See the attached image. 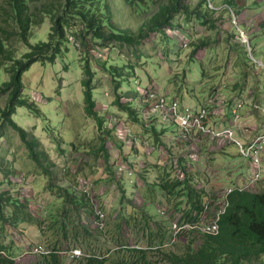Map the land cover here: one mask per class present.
<instances>
[{
    "label": "trees",
    "instance_id": "1",
    "mask_svg": "<svg viewBox=\"0 0 264 264\" xmlns=\"http://www.w3.org/2000/svg\"><path fill=\"white\" fill-rule=\"evenodd\" d=\"M214 1L0 0V73L7 77L6 81L0 83V264H17V258L24 254L27 231L39 234L42 244L36 246H46L52 250V253L44 256V264H67L60 261L58 252H64L66 261L71 264H264V189L254 193H232L228 197L226 212L219 220L217 235L200 234L195 230L172 243L170 227L175 215L183 213L185 219H191L195 214L198 215L197 220H202L205 206L217 188L208 192L205 185L197 187L198 170L187 172L185 180L180 182L169 165L143 164L144 167H139L145 152L142 153L137 145L146 150L144 147L149 144L153 147L152 152L169 151L170 156L175 155L164 138L168 130L165 131L162 122H167V117L152 114L145 118L134 106L138 104L140 108L142 103L141 107L145 109L149 105L146 100L152 95L149 90L142 99L141 92L147 87L138 76L142 73L147 76L148 82L152 81L145 67H159L155 55L162 50L160 58L163 59V55L168 57L172 42L179 41L184 49L180 39L173 34L183 30L182 23L185 22L190 26L196 23L204 31L203 35L195 36L189 45H185L191 51L190 61L199 62L195 56L202 49H220L222 37L217 24L222 14L229 10L217 12L216 8L224 5L239 16L247 9L246 3L250 0H242V4H238L237 0ZM261 1V6H264V0ZM211 3L212 8L209 6ZM47 23L48 28L42 32V26ZM258 27L263 33L264 23ZM244 29L246 38L254 40L253 27ZM239 30L240 26L237 30L234 26L226 29L231 38L239 36ZM208 33L213 35L207 36ZM74 39L81 43L86 57H81L72 49ZM239 46L235 43L227 51V56L230 51L235 52L238 58L236 67L240 70L238 82L230 85L228 90L238 92L237 98L240 99L254 89L260 98L263 80L261 82L259 79L257 87L249 84L248 78L254 77L252 72L256 73L255 67L247 63L248 50L245 46ZM250 50L252 53L251 46ZM127 52L133 57H127ZM245 56L247 59H244ZM200 65L201 78L207 79V82L225 70L221 66L207 73L205 67ZM247 66L251 73L246 70ZM57 67L81 75L83 113L93 120L96 127L91 141H71L73 129H67L68 135L60 130L61 112L45 110L26 95V73L29 76L34 69L41 68L44 73L51 70L59 79ZM101 73L107 78L105 84H101ZM131 82L137 85L131 91L134 97L124 102L129 92L125 87ZM150 85L154 89L155 84L151 82ZM180 87L187 89L184 84ZM106 89L111 91V96L110 93L108 97L104 94ZM217 89L213 85L208 95L218 93ZM99 96L113 98L106 113L98 109ZM51 102L62 109L59 102L53 99ZM20 108L26 110L28 118L41 123L42 132L63 156L67 155L65 147L77 156L73 170L70 167L61 172L34 132L35 128L28 130L15 122L14 117ZM114 112L128 118L125 126L132 138L130 145L127 141L129 134L119 137L115 129L110 128L107 115ZM64 118H69L68 113ZM54 119H58L57 123ZM117 119L122 121V117ZM158 121L161 129L152 123ZM133 127L137 129L133 131ZM80 130L75 135L77 140L84 139L85 131ZM137 134L141 137L138 138ZM15 139L22 143L27 152L26 162L21 161L19 166L17 160L21 157H18ZM109 144L118 152L110 150ZM205 145L203 141L198 143L199 150H204ZM186 157H178L179 167L183 170L184 165L189 163ZM138 174L143 181L146 210L135 207L130 195L135 187L131 177L138 179ZM148 175L155 178L151 180ZM11 177L21 182H13ZM30 177L34 179L29 194L12 195L28 186ZM82 181L91 184L92 195L86 190L82 191ZM98 184H105L109 189L116 188L120 195L112 207L114 213L108 211L105 220L103 208L100 210L99 202H94V199H99L98 196L94 197V188ZM35 193L43 199L42 209L36 204L38 197ZM158 197L168 205L159 204L167 208L165 217L159 215L157 218L152 212ZM29 204L34 209H30ZM117 212L119 215L115 217ZM91 217L97 225V233L106 232L107 224L112 226L110 238L119 248L104 256L89 252L71 260L69 255H72L73 249L77 250L74 247L79 246V238L92 237L95 233L86 226V220H91ZM14 235H19L20 239L15 240ZM134 237H138L139 242L131 246L128 240ZM26 250L25 254H28Z\"/></svg>",
    "mask_w": 264,
    "mask_h": 264
},
{
    "label": "rangeland",
    "instance_id": "2",
    "mask_svg": "<svg viewBox=\"0 0 264 264\" xmlns=\"http://www.w3.org/2000/svg\"><path fill=\"white\" fill-rule=\"evenodd\" d=\"M196 1V0H192ZM219 3L222 0H216ZM214 1V2H216ZM238 4H242V0H237ZM212 4H209L210 8H212ZM262 1L261 0H250L246 3L247 9L245 11H242L239 16H236L233 12V10L230 11V9L226 8L224 5L219 6L216 8L218 11H227L228 12L222 14V19L218 22L217 27L221 31L219 33L222 37L220 39L218 50H205L202 49L198 51V53L195 56V59L197 61H190V55L191 51L188 48H185V45H189L190 41L195 36H201L204 34L203 29L196 23L192 24L191 26L188 25V23H182L184 26L183 30H179L178 32L174 33L173 35L177 36L180 39V43L182 44V47L179 45V41L172 42V50L169 53L170 55L167 57L163 55V59L160 58V55L162 53V50H159L157 54L155 55L160 66H149L147 65L145 67V72L148 73L149 76H151L152 81L147 80V76L140 73L139 74V80L143 82L142 84L147 87L146 92H141L142 99L145 98V96L148 94L150 90V94H159L161 93V99L168 101L174 100L178 101L179 103H182L184 105L188 106H201L204 103H206L211 95H208L210 92V88L214 85L216 86L217 92L221 94L222 98L226 100L227 102L234 103L235 100H237L239 93L238 92H232L228 90V87L230 85L236 84L237 81V75L239 73V69L236 67L237 64V57L235 56V52L230 51L229 56H227V51L231 47V45H234L237 43L239 46H245V49L248 50V47L251 46L252 53L249 54L247 51L248 56V65L251 67L252 64L255 67V74L250 70L249 66H247L246 70H248L249 73L252 72V76L248 78L249 84H253L254 87H257L256 83H259V79L263 80V71L259 63H261L264 66V32L261 33L259 31L258 26H260L261 23H264V6H261ZM256 21V23L254 22ZM231 26H234L237 30V27L240 26L239 36H236L235 38H231L228 34L226 29L230 28ZM253 27L252 33L254 34V40L251 41V39H247L248 44H245V40L242 38V36L245 37V29L244 28ZM48 28V23L44 24L42 26V32ZM189 30V31H187ZM172 35V36H173ZM213 35V33H208L207 36ZM174 38V36H173ZM228 39V40H227ZM253 39V37H252ZM175 43V44H174ZM251 43V45H250ZM71 46L72 49L77 52L81 57H86V54L83 51V47L79 41L76 39L72 40ZM239 46V47H240ZM211 48V47H210ZM242 57V55H239ZM247 56H245L244 59H247ZM92 57V56H90ZM127 57H133L131 54L127 52ZM94 58V57H93ZM95 58L100 59L98 56ZM251 62V63H250ZM202 67H205L206 72L208 73L210 70L213 71V69L219 68V67H225V70L221 72L214 80L207 82V79L201 78V65ZM59 67V66H58ZM58 77L56 74L53 73L51 70H47L46 73H44L43 69L36 68L34 69L30 75L26 73L25 75V83H26V95L31 97V99L38 103L39 105L43 106L45 110H51L54 113V110L61 112V118H60V130L65 135L67 134V129L71 128L73 129L72 135H74L72 138H70L71 141H75L78 143H85L86 141H91L95 135L96 127L93 124V120L88 119L85 117L83 113V104H82V96H81V75L80 73H77L76 71L70 70L69 72H65L61 69H58ZM213 73V72H212ZM211 73V74H212ZM28 76V77H27ZM27 77V78H26ZM101 84H105L107 78L101 73ZM99 78V76H98ZM97 78V80H98ZM207 78V77H206ZM7 80V77L0 73V83ZM151 82L155 85L154 89L151 88ZM181 84H184L187 89H183V87H180ZM42 85V86H41ZM137 85H134L132 82L130 84H127L125 87L126 91L131 92L133 89H136ZM152 90H155L154 92ZM250 91H256L254 89ZM104 93V92H103ZM111 96V91L108 89L105 90V95ZM127 97V98H126ZM153 97V96H151ZM255 98H258V95H254ZM124 102L131 100L132 96L128 93L125 95ZM55 102H59L62 105V109H59L56 104L51 102V100ZM99 99V105L98 109L101 111H106L107 106L112 105L113 98H102L98 97ZM107 99V100H105ZM155 98H151L148 101V106L145 109H142V103H140V108L138 104H135V108L138 109V111L141 114L145 115V118L150 117L152 114H157L156 112V106L158 105V101ZM167 101V102H168ZM137 102V101H136ZM180 107L178 106V109ZM117 110V109H116ZM226 111V110H225ZM245 111L251 112V109H243L241 113H244ZM163 112H165V109H163ZM263 112V110H262ZM260 111H252V121L249 119L250 115L247 116V119L244 121L245 126H248L250 128L251 132L255 133L259 128H261V125L264 120V115ZM68 113L69 118L65 119V114ZM106 113V112H105ZM229 113L227 110L226 115ZM118 115V116H115ZM108 120L110 121V128L115 129V133L120 136H127L129 133H127V129L125 126V123H128L126 116L121 114L119 112L115 114L111 113L107 115ZM118 117H122V121H118ZM167 122L163 123V128L168 130L165 142L166 145L171 149L173 154L179 156L186 157V149L189 151L192 149L198 150L197 146L191 144V145H183L179 142V134H177L178 128L173 124L172 121H170V117L167 118ZM15 122L20 125L21 127L32 130L35 128L34 132L36 135H38L44 144V148L47 149L48 153L50 154L53 161L57 164L60 171H66L70 167L74 166V159L77 158L76 155H74L73 152H70V149L68 147H65L67 149L66 153L67 155L63 156L61 152L58 151V149L55 147V145L52 143L50 139L42 132V126L41 123L34 118H28L26 114V110L24 108H20L17 115L14 117ZM58 119H54V122L57 123ZM153 125L156 128L161 129L162 125L157 122H152ZM132 125H129L131 127ZM226 125H221V127H226ZM251 126L253 128H251ZM84 129L85 133H83V140H77L76 136L77 133H79L81 130ZM137 128L133 127V131H135ZM69 134H71L69 132ZM248 134V133H246ZM68 135V134H67ZM138 138L139 134H137ZM136 136V137H137ZM183 138L185 135H181ZM198 136V135H194ZM67 138V137H66ZM189 138V137H188ZM202 139V138H201ZM15 145L18 146V157H21V159L17 160V166L20 165L21 161L23 163L26 162V155L27 152L22 146V143L18 142L17 139H15ZM132 138L129 134L127 136V141L130 145ZM148 140V138H147ZM205 143L207 140L202 139ZM84 141V142H83ZM134 142V139H133ZM209 144V143H208ZM205 145L204 150H200V153L198 155L199 157V163L192 162L191 166L194 167V171H199L197 173L199 184H197V187H203L205 185L208 192H212L215 188L219 189L221 187H230L236 184V181L239 179H242L244 176L247 175V173L250 170V164L247 159L242 158L239 155L238 148L236 145H225L222 146V148L217 147H210L209 145ZM227 144V143H226ZM110 150H113L114 153H117V149L113 148L110 144L108 145ZM204 146V145H203ZM7 147V144H6ZM9 147V146H8ZM138 149L141 150L142 153H144V156H141L142 163L139 164V167H144L143 164H148L151 166L157 165H166L168 166V161L165 159L164 155H167L169 151H160V152H152L153 147L149 144H146L143 150V148L140 145H137ZM113 148V149H112ZM164 150H166L164 148ZM70 153V154H69ZM117 157V154H115ZM10 158V156L8 157ZM187 158V157H186ZM169 167V166H168ZM73 170V169H72ZM192 170V171H193ZM194 171L192 173H194ZM264 172V168H263ZM262 172L261 167V173L262 176L264 173ZM156 174V173H155ZM139 178L136 179L135 177H131L135 187L131 190L130 195L132 196L133 205L138 208H144L146 210V206L144 199H143V181L141 180L140 175L138 174ZM148 178L153 180L155 177L153 175H148ZM13 182H18L20 179L17 178H10ZM33 177H30L27 180V185L24 189L20 190L18 193H13L12 195L16 196H24L25 194H29V188L31 185V182L33 181ZM208 180V183H207ZM21 182V181H20ZM84 182V181H82ZM91 182V181H90ZM93 183V182H91ZM137 183V184H136ZM209 184V186H208ZM210 187V189H209ZM7 186L4 187L6 189ZM93 188V187H92ZM214 188V189H213ZM209 189V190H208ZM86 190V193H91V184L89 182H84L82 184V191ZM88 191V192H87ZM95 196L99 197V199H94V202H99L100 210L103 208V211L105 213V217L103 216V220L107 217L108 211L111 213H114L112 210V207L114 204L118 202V199L120 198V195L116 188L109 189L105 184H98L97 187L94 188ZM36 192H38V188L36 187ZM35 195L38 197L36 199V204L40 205L41 209L44 206L43 199L41 200V197L38 195V193H35ZM45 195V194H44ZM35 204V205H36ZM159 204H163L166 207L168 206L166 202L161 199L157 198V203L154 206V210L152 211L157 218H159V214L156 212V207ZM145 205V206H144ZM157 205V206H156ZM30 207V204H29ZM34 209V206H32ZM30 207V209L32 208ZM148 209V207H147ZM99 210V211H100ZM99 213V212H98ZM119 215V212H117L116 216ZM85 220V219H84ZM87 224L86 226L89 227L90 230H94L95 233H93L92 237H85V238H79V246H76L74 248H77V252L81 253L83 256V253H95L97 255L104 256L109 253V251L117 250L119 247H116V244L113 240H111L110 235L112 232V226H109L107 224L106 232L97 233L95 228L97 225L94 223V219L91 217V220H86ZM27 244L25 245L23 249L28 250V254H25V250L23 255H20L17 258V264H44L45 259L44 256L46 255H35L32 253V248L36 245H40L41 240L39 237V234L36 232H29L27 231ZM15 240H19V235H14ZM138 237H134L130 240H128V243L130 242L131 246H133L136 242H139V239H136ZM183 241V239H180ZM136 246H140V244H136ZM50 253H52V250L48 247H46ZM26 250V252H27ZM75 250V249H73ZM86 250V251H85ZM174 251V250H172ZM175 252V251H174ZM176 253V252H175ZM49 255V254H48ZM61 256V255H60ZM80 256V257H81ZM60 261L62 263H69V261H66L65 256L60 257Z\"/></svg>",
    "mask_w": 264,
    "mask_h": 264
},
{
    "label": "built area",
    "instance_id": "3",
    "mask_svg": "<svg viewBox=\"0 0 264 264\" xmlns=\"http://www.w3.org/2000/svg\"><path fill=\"white\" fill-rule=\"evenodd\" d=\"M242 38L245 40V44H248L246 36H242ZM248 52L251 53L250 46ZM259 65L263 71L262 95L260 98L254 97L257 94L256 91H248L244 97L231 103L224 100L220 93H216L211 95L203 105L193 107L179 103L177 100L168 101L165 98L160 100L161 96L155 97V94L151 95L153 97L150 96L160 100L156 106L157 114L165 115L167 118L170 117V121L176 125L180 133L179 141L184 143L185 146L193 144L198 148V143L203 141L202 139L207 140L205 143H209L210 147L222 148L225 145H236L239 155L247 159L250 164V170L243 181L216 190L205 206L202 220H197L198 215L195 214L192 215L191 219H185L183 213L175 215L170 227L172 243H176L181 236L195 230L200 234L217 235L219 220L225 214L228 206V197L236 191L257 192V185L262 179L261 167L262 172L264 168V120L261 128L255 133L251 132L248 126H245L244 121L250 115L249 119L253 123L252 111L262 112L263 110L264 115V66L261 63ZM142 92H146V90ZM244 108L251 109V112L241 113ZM163 109H165V112H163ZM227 110L229 113L226 115ZM226 124V127H221V125ZM251 128L253 127L251 126ZM182 134L185 135L184 138L181 136ZM186 153V159L189 160V163L184 165L185 170H183L179 167L178 157L175 154V157H172L169 154L164 155L163 152L168 165L173 169L175 178L180 182L185 180L187 172L193 170L194 167L191 166V161L199 163V148L190 151L186 149ZM156 209L160 216H167L165 206L158 205ZM32 253L35 255H48L50 251L46 246H35L32 248ZM58 254L61 257L66 256L64 252H58ZM79 256H81V253L72 250V255H69V258L73 260Z\"/></svg>",
    "mask_w": 264,
    "mask_h": 264
},
{
    "label": "crops",
    "instance_id": "4",
    "mask_svg": "<svg viewBox=\"0 0 264 264\" xmlns=\"http://www.w3.org/2000/svg\"><path fill=\"white\" fill-rule=\"evenodd\" d=\"M254 22L256 23V21L254 20ZM132 97H134V94L132 93V92H128ZM127 93V94H128ZM127 98V97H126ZM132 99V98H131ZM128 100H130V99H128ZM264 173V172H263ZM245 177V176H244ZM244 177L242 178V179H239V180H237L236 181V183H239V182H241V181H243L244 180ZM262 189H264V175L262 176V179H261V181L258 183V185H257V191H260V190H262Z\"/></svg>",
    "mask_w": 264,
    "mask_h": 264
}]
</instances>
